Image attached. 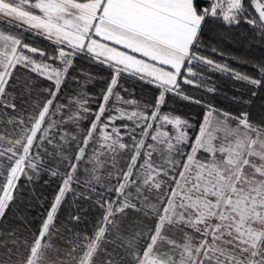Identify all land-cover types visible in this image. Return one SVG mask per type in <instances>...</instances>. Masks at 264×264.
Returning a JSON list of instances; mask_svg holds the SVG:
<instances>
[{
	"label": "snow or ice",
	"instance_id": "snow-or-ice-1",
	"mask_svg": "<svg viewBox=\"0 0 264 264\" xmlns=\"http://www.w3.org/2000/svg\"><path fill=\"white\" fill-rule=\"evenodd\" d=\"M206 2L0 0V22L55 44L49 55L0 29V221L22 176L62 180L30 237L0 228V264H264V120L217 110L182 88L204 84L197 68L231 72L200 55L209 18L244 16L264 35V0H251L252 19L244 0ZM80 56L112 73L95 110L83 92L56 103ZM18 69L51 85L27 114L16 101L34 82L14 83ZM256 70L259 78L232 75L264 87V64ZM123 74L153 85L154 104L124 99L116 91ZM169 94L206 109L194 139L188 119L162 111ZM104 182L115 196L97 201L103 215L91 232L57 227L73 184L95 192Z\"/></svg>",
	"mask_w": 264,
	"mask_h": 264
},
{
	"label": "trees",
	"instance_id": "trees-1",
	"mask_svg": "<svg viewBox=\"0 0 264 264\" xmlns=\"http://www.w3.org/2000/svg\"><path fill=\"white\" fill-rule=\"evenodd\" d=\"M202 2L204 6H207L206 0H202ZM250 2L251 0H244L247 19H252L254 16ZM0 29L5 30L6 33L22 36L25 43L37 47L49 55L54 54L55 44L42 36L33 32L9 28L7 21L0 22ZM201 41L200 55L212 59L218 64L227 65L231 72L197 68L195 70L202 74L204 84L199 88L182 84L184 92L195 99L212 104L217 110L231 112L234 115L248 112L254 123L264 120V87L257 88L236 80L232 75L233 72H238L259 78L256 66L264 64V35L261 34V29L248 24L244 16H241L239 23L232 24L209 18L201 34ZM34 58L40 59L39 55ZM111 78L112 73L107 66L80 56L75 59L73 66L68 71L56 103H64L67 96L83 92L93 98L90 103L95 110L99 99H102L100 94L107 89ZM28 79L34 82L31 96L29 97L25 92L16 101L18 107L22 108L25 114L31 111L33 101L37 99L44 101L48 98L43 89L51 86L46 79L23 69L16 71L13 82L18 80L22 84ZM118 85L116 91L121 93L124 99H134L142 106L154 104L155 97L159 95L153 85L128 74H123L120 77ZM208 88H214L215 91L209 92ZM23 91L22 88L16 89L18 94ZM205 110L202 106L173 94L166 97V103L162 106L163 112H170L190 121L193 125V128L190 129L193 139ZM82 127H87V124H82ZM81 168H83V164H81ZM80 178L83 180V177ZM61 182L60 176H51L47 171L41 172L39 176L33 175L31 180L27 176H22L15 190V200L11 203L3 220L0 221V228L5 231L19 228L21 237H30L31 233L39 228L42 219L50 209ZM107 187L108 184L104 182V187L97 185V190L93 192L86 189L83 184L79 186L73 184L72 190L66 194L58 209L57 227L67 225L80 231L91 232L96 221L103 215L97 201L115 196V193L106 192ZM70 216H79L80 223L69 224Z\"/></svg>",
	"mask_w": 264,
	"mask_h": 264
}]
</instances>
